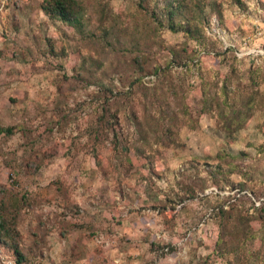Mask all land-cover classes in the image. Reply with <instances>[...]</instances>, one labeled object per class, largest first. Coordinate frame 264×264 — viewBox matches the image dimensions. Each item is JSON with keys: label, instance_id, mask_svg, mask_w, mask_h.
Listing matches in <instances>:
<instances>
[{"label": "rangeland", "instance_id": "374dc122", "mask_svg": "<svg viewBox=\"0 0 264 264\" xmlns=\"http://www.w3.org/2000/svg\"><path fill=\"white\" fill-rule=\"evenodd\" d=\"M46 1L0 6V264H264V0Z\"/></svg>", "mask_w": 264, "mask_h": 264}, {"label": "trees", "instance_id": "16d2710c", "mask_svg": "<svg viewBox=\"0 0 264 264\" xmlns=\"http://www.w3.org/2000/svg\"><path fill=\"white\" fill-rule=\"evenodd\" d=\"M46 6L43 5L42 10L48 14V16L53 18H59L60 20L73 24L75 19L73 18L72 13V5L69 4L68 0H49L45 2ZM1 131V130H0ZM10 133V130L6 129L5 131H1V133ZM3 223H0V235L1 232H5ZM1 238V237H0ZM14 253L18 257V261H21V255L19 254L16 247L13 248Z\"/></svg>", "mask_w": 264, "mask_h": 264}, {"label": "built area", "instance_id": "2783aa9c", "mask_svg": "<svg viewBox=\"0 0 264 264\" xmlns=\"http://www.w3.org/2000/svg\"><path fill=\"white\" fill-rule=\"evenodd\" d=\"M15 0H0V6L1 7H5L7 6L8 4L14 2Z\"/></svg>", "mask_w": 264, "mask_h": 264}]
</instances>
